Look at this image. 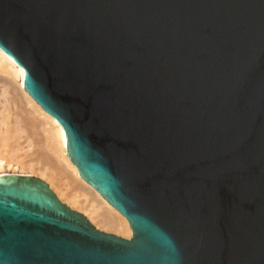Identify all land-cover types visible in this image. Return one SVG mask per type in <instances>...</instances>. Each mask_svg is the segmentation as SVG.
<instances>
[{
	"label": "water",
	"instance_id": "water-1",
	"mask_svg": "<svg viewBox=\"0 0 264 264\" xmlns=\"http://www.w3.org/2000/svg\"><path fill=\"white\" fill-rule=\"evenodd\" d=\"M0 52L132 234L3 177L0 264H264V0H0Z\"/></svg>",
	"mask_w": 264,
	"mask_h": 264
},
{
	"label": "bare ground",
	"instance_id": "bare-ground-1",
	"mask_svg": "<svg viewBox=\"0 0 264 264\" xmlns=\"http://www.w3.org/2000/svg\"><path fill=\"white\" fill-rule=\"evenodd\" d=\"M23 80V72L13 68L11 57L0 52V180L8 176L38 179L61 204L66 203L69 210L91 226L130 237V225L121 214L109 209L106 200L94 195L93 188L79 180L78 171L68 158L63 130L32 103ZM21 143L30 153L19 154L25 148Z\"/></svg>",
	"mask_w": 264,
	"mask_h": 264
},
{
	"label": "rangeland",
	"instance_id": "rangeland-1",
	"mask_svg": "<svg viewBox=\"0 0 264 264\" xmlns=\"http://www.w3.org/2000/svg\"><path fill=\"white\" fill-rule=\"evenodd\" d=\"M37 139H38V137H37ZM20 142H22V141L20 140ZM21 144H22V145H21L22 148L25 147V145H26V144H23V143H21ZM25 149H27V148H26V147L23 148V149H22V152L20 151L19 154L23 156L24 153H27V154L30 153V151H27V152H26ZM27 150H28V149H27ZM23 152H24V153H23ZM34 177L39 178L38 175H36V176H34ZM39 179H41V178H39ZM74 179H75V178H74ZM41 180L44 181V182L47 184V181H46L45 179H41ZM71 180H72V179H71ZM75 180H77V179H75ZM72 182H73V180H72ZM73 184H74V183H73ZM47 185H48V184H47ZM50 189L52 190V188H50ZM52 191H53V190H52ZM53 192H54V191H53ZM54 193H55V192H54ZM55 195H56V193H55ZM61 202H62V201H61ZM62 203H64V202H62ZM64 204L66 205V203H64ZM67 206H68V205H67ZM68 207H69V206H68ZM69 208H70V207H69ZM70 209L75 210V211L79 210V209L76 210V209H74V208H70ZM81 211H82V210H81ZM81 211L79 210V211H77V212H79V213L82 214L83 211H82V212H81ZM85 217H86V216H85ZM88 221H89V220H88ZM89 222H90V221H89ZM90 223H91V222H90ZM91 224H92V223H91ZM92 225L94 226V224H92ZM94 227H95V226H94ZM95 228H96V227H95ZM96 229H98V230H100V231H103V232H105V233H111V234H114V235L119 236V237L124 238V239H129V238L131 237V235H132V234H131L130 237H126L124 234H120L121 232H119V231H118L119 233H118V232L116 233V232H113V231H106V230H103V229H101V228H96Z\"/></svg>",
	"mask_w": 264,
	"mask_h": 264
}]
</instances>
